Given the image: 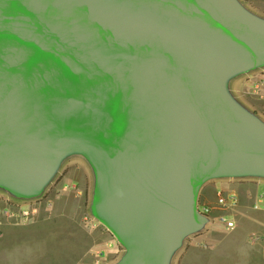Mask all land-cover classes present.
<instances>
[{"label": "water", "instance_id": "1", "mask_svg": "<svg viewBox=\"0 0 264 264\" xmlns=\"http://www.w3.org/2000/svg\"><path fill=\"white\" fill-rule=\"evenodd\" d=\"M262 65L239 0H0V187L37 197L82 154L115 264H171L207 181L264 177V120L228 88Z\"/></svg>", "mask_w": 264, "mask_h": 264}, {"label": "rangeland", "instance_id": "2", "mask_svg": "<svg viewBox=\"0 0 264 264\" xmlns=\"http://www.w3.org/2000/svg\"><path fill=\"white\" fill-rule=\"evenodd\" d=\"M239 1L255 13L252 9H258V4L264 0ZM246 78L250 81L249 76L246 75ZM236 82L237 79L231 81L235 98L250 110L254 96L251 87H238ZM95 182L93 168L84 156L77 154L62 161L55 175L37 197L28 199L12 195L6 199L0 188V209L8 206L17 209L35 200L40 203L39 215L32 223L0 216V264H95L97 257L94 250L107 239H116L93 212ZM214 182L215 180H211L201 188L199 203L215 204L218 189L213 187ZM71 184H75L76 188L65 189L66 185ZM234 190L240 196V206L234 211L238 226L233 231L221 228L222 235L229 242L228 253L232 257L228 264L240 263L235 256L239 253V243L242 240L247 244L252 239H261L256 247L247 251L264 254V211L256 208L258 195L264 197V179L258 185L235 187ZM195 237L197 234L188 236L174 258L189 247ZM117 244L120 253L115 263L126 253L124 246L118 241ZM100 260V264H111L106 251ZM262 263L264 258L255 262Z\"/></svg>", "mask_w": 264, "mask_h": 264}, {"label": "crops", "instance_id": "3", "mask_svg": "<svg viewBox=\"0 0 264 264\" xmlns=\"http://www.w3.org/2000/svg\"><path fill=\"white\" fill-rule=\"evenodd\" d=\"M258 5H259L258 9H252V10L257 15L264 17V1H261V3H259ZM263 71H264V65L253 68L248 72L238 74V76L237 77L235 76V78H231L228 82V88L230 92L235 96V93L233 92L231 85L232 79L235 80L237 79L236 85L238 87H243V88L251 87L253 79L259 76ZM246 75L249 76L250 81H248ZM251 100H252L251 101L252 108H250V110L256 113L262 120H264V98L253 96ZM246 107L249 108L247 105ZM77 154L82 155L79 153H75V154H71V156ZM84 158L91 165V163L85 156ZM91 167L93 168L92 165ZM262 179H264V177L243 176V177H218L211 180H215V182L212 185L213 187H216L218 190L230 191V190H234L235 187L245 188L253 184L258 185V183H260ZM209 181H207L206 183H208ZM1 189L3 190L2 195H5L4 197L6 199H9L13 195L6 189L4 188ZM221 228L222 227H220L218 224H215L210 221L208 225L201 232L197 233V237H195L190 242L189 247L185 248L176 258H174L173 255L171 264H173L174 262L176 264H228V260L232 259V257H230L228 253L229 242L226 241V236L222 235ZM107 240L113 241L112 246L106 247V256L109 258V262L111 264H114L120 253V248L117 242L112 237L111 239H107ZM260 240L261 239L259 238H257V241L256 239H252V242L250 243L248 241L247 244L242 240L239 243V253L235 256V259L240 261L239 264H247V263L255 264V262L262 261V258H264V254H255L252 253L253 251L252 252L247 251L248 249H252V247L253 248L256 247V245H258L257 243ZM242 262H247V263H242Z\"/></svg>", "mask_w": 264, "mask_h": 264}, {"label": "built area", "instance_id": "4", "mask_svg": "<svg viewBox=\"0 0 264 264\" xmlns=\"http://www.w3.org/2000/svg\"><path fill=\"white\" fill-rule=\"evenodd\" d=\"M251 93L254 96L264 98V71L252 81ZM75 184L66 185L65 189H74ZM240 206V196L236 190H218L215 204L200 203V211L209 217V222H213L223 227L226 231H233L237 228L238 222L235 218V210ZM256 208L264 211V197L258 195ZM40 211V203L38 200L28 202L26 206H20L12 209L9 206L0 209V216L17 219L23 223H32L38 217ZM116 241V239H114ZM117 242V241H116ZM113 241L106 240L98 246L94 253L97 260L95 264H100L102 255L106 251L107 246H112Z\"/></svg>", "mask_w": 264, "mask_h": 264}]
</instances>
